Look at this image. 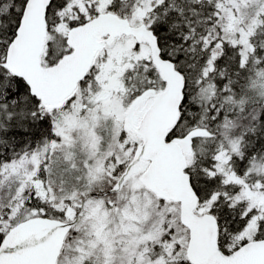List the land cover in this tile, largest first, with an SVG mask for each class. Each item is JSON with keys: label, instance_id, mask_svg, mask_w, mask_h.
Wrapping results in <instances>:
<instances>
[{"label": "snow or ice", "instance_id": "obj_1", "mask_svg": "<svg viewBox=\"0 0 264 264\" xmlns=\"http://www.w3.org/2000/svg\"><path fill=\"white\" fill-rule=\"evenodd\" d=\"M0 264H264V0H0Z\"/></svg>", "mask_w": 264, "mask_h": 264}]
</instances>
